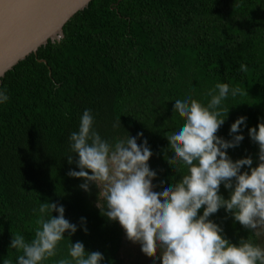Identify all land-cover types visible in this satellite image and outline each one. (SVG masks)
<instances>
[{
  "label": "trees",
  "instance_id": "obj_1",
  "mask_svg": "<svg viewBox=\"0 0 264 264\" xmlns=\"http://www.w3.org/2000/svg\"><path fill=\"white\" fill-rule=\"evenodd\" d=\"M217 82L244 91L226 102L233 107L217 135L230 139V126L241 115L248 117V128L257 126L264 117V0H93L78 12L61 40H50L0 82L10 97L0 105V264L4 259L15 264L21 253L9 249L12 234L33 239L38 226L33 209L49 200L62 204L72 223L87 218L89 233L78 230L73 243L101 252L104 264H129L124 230L95 206L98 189L93 185L85 192L82 179L68 176L79 170L68 163L73 154L68 138L86 109L95 117V130L110 142L143 132L153 151L149 164L157 171L158 191L184 171L166 160L165 133L183 120L173 113L175 100L191 92L206 103ZM243 135L228 153L233 160L252 156L255 167L258 145L246 128ZM221 194L228 198L223 185ZM226 215L221 209L211 219L228 239L237 243L250 235ZM67 244L62 241L58 256L44 264L66 255Z\"/></svg>",
  "mask_w": 264,
  "mask_h": 264
},
{
  "label": "clouds",
  "instance_id": "obj_2",
  "mask_svg": "<svg viewBox=\"0 0 264 264\" xmlns=\"http://www.w3.org/2000/svg\"><path fill=\"white\" fill-rule=\"evenodd\" d=\"M241 71L246 72L247 66L242 64ZM242 95L240 87L217 82L208 89L206 103L191 92L175 100L173 113L183 120L165 133L166 160L175 171L177 166L184 171L179 180L172 177L158 191L153 184L158 174L149 164L153 151L143 132L135 136L127 132L110 142L95 130V117L86 109L78 130L70 134L73 154L68 163L79 170H69L68 176L82 179L79 187L85 192L93 185L98 189L95 206L100 215L118 222L127 240L152 257L150 264H264V117L248 128V117L241 115L230 126V139L217 135L233 107L226 102ZM9 99L7 89L0 88V105ZM120 125L118 121L113 127ZM244 128L258 145L255 167L252 156L233 160L228 153L244 141ZM221 185L228 198L221 194ZM221 209L225 219L230 217L250 235L237 243L228 239L224 227L211 219ZM65 211L62 204L50 200L33 209L38 215L34 238L12 234L9 249L21 253L15 264H44L58 256L65 239L67 254L55 264H104L101 252L86 251L83 242L73 243L70 238L78 230L89 233L87 218L72 223ZM3 264L13 261L4 259Z\"/></svg>",
  "mask_w": 264,
  "mask_h": 264
},
{
  "label": "water",
  "instance_id": "obj_3",
  "mask_svg": "<svg viewBox=\"0 0 264 264\" xmlns=\"http://www.w3.org/2000/svg\"><path fill=\"white\" fill-rule=\"evenodd\" d=\"M92 1L0 0V82L50 40H61L67 22Z\"/></svg>",
  "mask_w": 264,
  "mask_h": 264
},
{
  "label": "rangeland",
  "instance_id": "obj_4",
  "mask_svg": "<svg viewBox=\"0 0 264 264\" xmlns=\"http://www.w3.org/2000/svg\"><path fill=\"white\" fill-rule=\"evenodd\" d=\"M123 256L129 260V264H150L152 260L151 256H147L141 252L138 244H133L130 241L125 245Z\"/></svg>",
  "mask_w": 264,
  "mask_h": 264
}]
</instances>
